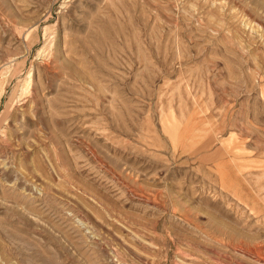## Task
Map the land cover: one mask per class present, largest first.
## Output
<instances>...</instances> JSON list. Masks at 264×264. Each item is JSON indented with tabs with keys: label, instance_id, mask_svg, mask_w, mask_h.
Masks as SVG:
<instances>
[{
	"label": "rangeland",
	"instance_id": "1",
	"mask_svg": "<svg viewBox=\"0 0 264 264\" xmlns=\"http://www.w3.org/2000/svg\"><path fill=\"white\" fill-rule=\"evenodd\" d=\"M0 264H264V0H0Z\"/></svg>",
	"mask_w": 264,
	"mask_h": 264
}]
</instances>
